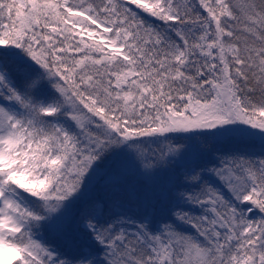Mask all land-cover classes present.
<instances>
[{"label":"snow or ice","instance_id":"6c2138e0","mask_svg":"<svg viewBox=\"0 0 264 264\" xmlns=\"http://www.w3.org/2000/svg\"><path fill=\"white\" fill-rule=\"evenodd\" d=\"M0 264H264V0H0Z\"/></svg>","mask_w":264,"mask_h":264}]
</instances>
